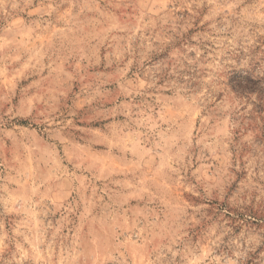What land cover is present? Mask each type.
Segmentation results:
<instances>
[{
  "label": "rangeland",
  "instance_id": "obj_1",
  "mask_svg": "<svg viewBox=\"0 0 264 264\" xmlns=\"http://www.w3.org/2000/svg\"><path fill=\"white\" fill-rule=\"evenodd\" d=\"M0 264H264V0H0Z\"/></svg>",
  "mask_w": 264,
  "mask_h": 264
}]
</instances>
